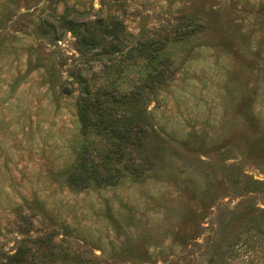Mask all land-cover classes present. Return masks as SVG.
Masks as SVG:
<instances>
[{
	"label": "rangeland",
	"instance_id": "obj_1",
	"mask_svg": "<svg viewBox=\"0 0 264 264\" xmlns=\"http://www.w3.org/2000/svg\"><path fill=\"white\" fill-rule=\"evenodd\" d=\"M69 7L158 49L162 81L120 117L148 169L113 185L67 182L91 137L78 78L129 93L141 62L80 52ZM19 246L23 264H264V0H0V260Z\"/></svg>",
	"mask_w": 264,
	"mask_h": 264
},
{
	"label": "trees",
	"instance_id": "obj_2",
	"mask_svg": "<svg viewBox=\"0 0 264 264\" xmlns=\"http://www.w3.org/2000/svg\"><path fill=\"white\" fill-rule=\"evenodd\" d=\"M71 13H75V16L70 17ZM80 15L84 14L69 7L56 18L60 29L74 33L80 52L98 48L102 53H120L123 60L141 62L143 75L129 93H115L103 86L93 89L86 78H78L77 115L82 133L91 137L83 145L80 158L68 174L67 182L76 188L92 184L113 185L124 173L140 176L148 169L136 163L130 151L132 145L141 141L142 129L135 132L132 126L121 123L120 117L126 103L136 100L143 90L152 89L155 82L162 81L163 70L159 68L158 49L153 47V38L127 48L121 20H106L103 17L79 20ZM53 29L54 39H57L59 34H55L56 28ZM62 91L70 92L68 88ZM25 250L19 246L6 260L1 259L0 264H23L27 260Z\"/></svg>",
	"mask_w": 264,
	"mask_h": 264
}]
</instances>
